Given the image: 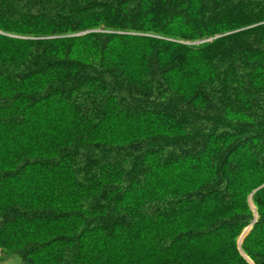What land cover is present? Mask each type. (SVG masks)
<instances>
[{"label":"trees","instance_id":"obj_1","mask_svg":"<svg viewBox=\"0 0 264 264\" xmlns=\"http://www.w3.org/2000/svg\"><path fill=\"white\" fill-rule=\"evenodd\" d=\"M263 184L264 0H0V250L264 264Z\"/></svg>","mask_w":264,"mask_h":264},{"label":"rangeland","instance_id":"obj_2","mask_svg":"<svg viewBox=\"0 0 264 264\" xmlns=\"http://www.w3.org/2000/svg\"><path fill=\"white\" fill-rule=\"evenodd\" d=\"M249 203H250V206L252 207V209L254 210V208H253L254 206L252 204L250 197H249ZM256 218H257V213H256ZM247 261L251 264L250 259L249 260L247 259ZM0 264H24V262L19 255L0 250Z\"/></svg>","mask_w":264,"mask_h":264},{"label":"water","instance_id":"obj_3","mask_svg":"<svg viewBox=\"0 0 264 264\" xmlns=\"http://www.w3.org/2000/svg\"><path fill=\"white\" fill-rule=\"evenodd\" d=\"M264 185V184H263ZM262 186V185H261ZM251 198V197H250ZM256 220V212H254V219L253 221ZM251 225V224H250ZM250 225H248L246 228H244V230L241 232L240 236L238 237L237 243L238 245H240V243L242 242L244 236L247 234L248 230L250 229ZM245 256V255H244ZM248 260L249 258L247 256H245ZM251 264H253V262L251 261Z\"/></svg>","mask_w":264,"mask_h":264}]
</instances>
